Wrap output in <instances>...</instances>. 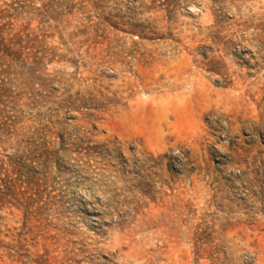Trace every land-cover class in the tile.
<instances>
[{
    "label": "rangeland",
    "instance_id": "374dc122",
    "mask_svg": "<svg viewBox=\"0 0 264 264\" xmlns=\"http://www.w3.org/2000/svg\"><path fill=\"white\" fill-rule=\"evenodd\" d=\"M0 264H264V0H0Z\"/></svg>",
    "mask_w": 264,
    "mask_h": 264
},
{
    "label": "trees",
    "instance_id": "16d2710c",
    "mask_svg": "<svg viewBox=\"0 0 264 264\" xmlns=\"http://www.w3.org/2000/svg\"><path fill=\"white\" fill-rule=\"evenodd\" d=\"M202 56H203V58H205L204 55H202ZM14 240H15V239H14ZM21 244H22V239H18V240H17V244H16L13 248H11L12 251H13V252H16L17 255H18V251L21 249ZM16 249H17V250H16ZM9 256H11V258H14L13 255H9Z\"/></svg>",
    "mask_w": 264,
    "mask_h": 264
}]
</instances>
